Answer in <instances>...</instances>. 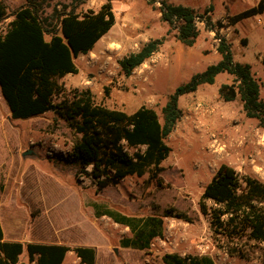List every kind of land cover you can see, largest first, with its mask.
<instances>
[{
	"label": "rangeland",
	"instance_id": "1",
	"mask_svg": "<svg viewBox=\"0 0 264 264\" xmlns=\"http://www.w3.org/2000/svg\"><path fill=\"white\" fill-rule=\"evenodd\" d=\"M2 1L9 13L27 3L33 4L42 19H51L54 10L63 12L64 7L65 11L75 8L76 13L97 12L105 3ZM148 1H111L114 25L92 55L75 60L78 73L59 81L64 91L55 98L56 103L71 98L75 91L89 90L97 105L128 114L145 107L160 115L161 107L176 87L220 59L216 34L229 44L234 61L250 65L264 101V14L231 26L226 22L227 16L252 7L259 0H159L174 5L183 3L201 17L196 22L198 36L191 47L177 40L178 23L170 26L163 22L160 6L149 5ZM209 7L212 10L206 13ZM10 21L7 18L0 27L4 30ZM217 21L222 27H218ZM161 38L164 41L158 51L125 77L118 61L148 41ZM232 81L231 75L219 74L214 84L203 85L179 100L181 117L166 139L171 151L160 165L159 185L146 173L141 177L128 176L116 185L98 190L77 164L66 161L80 135L57 114L50 111L28 119H11L0 113V214L6 234L15 233L23 240L21 232L11 229L13 208L8 204L15 203L22 211L31 212L32 220L44 215L38 229L34 226L36 234L46 237L47 242L96 247L97 264H109L105 260V240L109 249L107 260L121 264L116 261L114 249L119 248L121 237L130 236L129 230L106 216L97 217L93 205L139 217L162 215L172 208L187 214L193 222L166 218L162 242H152L151 250L139 258L142 263L150 259V264H158L162 254H177L207 255L214 264H264V243L214 239L198 208L204 186L221 164L264 184V130L257 120L245 116L239 100L224 102L218 95L219 86ZM18 218L23 220L20 215ZM197 245L206 246L205 250H198ZM135 253L128 255H136L138 262V251ZM134 260L131 262L135 263ZM20 261L34 264L28 263L26 252Z\"/></svg>",
	"mask_w": 264,
	"mask_h": 264
},
{
	"label": "trees",
	"instance_id": "2",
	"mask_svg": "<svg viewBox=\"0 0 264 264\" xmlns=\"http://www.w3.org/2000/svg\"><path fill=\"white\" fill-rule=\"evenodd\" d=\"M72 1L76 4L81 0ZM111 1L105 0L97 12L76 13L75 8L65 11L64 7L63 12L54 10L51 19H42L33 4L27 3L9 13L0 0V26L11 18L4 30L0 27V94L11 119H28L51 111L67 122L80 137L72 144L66 161L77 164L78 170L91 178L98 190L116 185L128 176L141 177L146 173L159 185L160 165L171 151L166 139L181 117L180 97L196 92L200 86L214 84L219 74L233 77L230 84L219 86L220 99L224 102L239 100L245 116L257 120L264 130L260 84L249 64L233 60L229 44L217 34L216 51L220 59L176 87L161 107L160 115L145 107L128 114L97 105L89 90L75 91L71 98H62L56 103L55 98L64 91L59 81L78 73L75 60L88 54L114 25ZM148 4H153V0ZM211 10L209 7L205 12ZM160 13L161 20L168 25L178 23L177 40L191 47L198 36L196 18L201 17L188 7L164 1ZM262 14L264 0H259L256 5L227 16L226 22L231 26ZM216 23L222 27L221 22ZM163 41V38L150 40L137 52L120 59L118 65L122 74L129 77L158 51ZM261 64L264 66V53ZM93 207L97 217L106 216L129 230L130 236L119 241L122 248L148 249L154 239L162 237L164 218L192 223L187 214L172 208L162 215L139 217L100 209L98 205ZM198 208L214 239L264 243V184L255 177L239 175L232 167L221 164L204 186ZM70 251L79 259L78 264L95 263V251L91 247L4 241L0 226V264H27L20 261L24 252L28 263L63 264ZM162 262L214 264L207 255L165 254Z\"/></svg>",
	"mask_w": 264,
	"mask_h": 264
},
{
	"label": "crops",
	"instance_id": "3",
	"mask_svg": "<svg viewBox=\"0 0 264 264\" xmlns=\"http://www.w3.org/2000/svg\"><path fill=\"white\" fill-rule=\"evenodd\" d=\"M174 5V4H173ZM176 5H182V6H185V7H188V8H190V9H192L193 10V8L192 7H189V6H187V5H184L183 3H178V4H176ZM112 11H113V9H112ZM250 19V18H249ZM240 23V22H239ZM112 28V27H111ZM111 30V29H110ZM109 32V31H108ZM107 32V33H108ZM106 33V34H107ZM105 34V35H106ZM104 35V36H105ZM103 36V37H104ZM103 37L102 38H100L97 42H96V44L94 45V47H93V49L88 53V54H90V55H92V53L96 50V48H97V44H99L100 42H101V40H103ZM138 51V49L137 50H135L134 52H137ZM134 52H132V53H134ZM131 54V53H130ZM87 55V54H86ZM81 56H85V55H81ZM68 76V75H67ZM201 87V86H200ZM199 87V88H200ZM184 96H187V95H184ZM183 97V96H182ZM182 97H180V99L182 98ZM179 99V100H180ZM2 112L4 113V114H7V117L9 116L10 117V114H9V110H8V107H7V105H6V103H5V101L3 100V98H0V113L2 114ZM40 116V115H39ZM35 117H37V116H35ZM8 206H9V208H13L12 209V217L10 218V222H11V229L12 230H14V231H19V232H21L22 233V237H23V240L21 239V238H17V236H15L14 234L15 233H11V235L9 236V235H7L6 234V231H5V226H2V224H1V221H2V218H1V214H0V226H1V229H2V233H3V240L4 241H9V242H21V243H23V244H25V243H45V244H60V245H65V246H68V247H70V248H74V247H78L77 245H72V244H67V243H65V242H47L46 241V237H44V236H42V235H37L36 234V227L38 226H40V224L38 223L40 220H41V217H43L44 215H38V217L37 218H33V220L32 219H30V215H31V212H25V211H22L21 209H20V207H18L17 205H15V203H9L8 204ZM3 207V206H2ZM1 208V207H0ZM0 213H2V211H1V209H0ZM94 214H95V212H94ZM18 215H20V216H22V218H23V220L22 219H19L18 218ZM102 217V216H101ZM26 218V219H25ZM25 219V220H24ZM45 219H42V221H44ZM165 222H166V218H164V225H165ZM192 222H193V220H192ZM188 223V222H187ZM36 224V227L34 226ZM37 224H39V225H37ZM116 224V223H115ZM116 225H119V224H116ZM164 225H163V232H164ZM122 226V225H121ZM38 227H37V229H38ZM35 234L37 235V236H35ZM164 234V233H163ZM21 236H19V237H21ZM123 237H121L120 239H122ZM119 239V240H120ZM189 239L191 240V238L189 237ZM155 240H162V238H156V239H154L153 241H155ZM174 240V239H173ZM183 240H185V238H183ZM152 241V242H153ZM164 241V240H163ZM104 242H105V260H106V262L108 261L109 262V264H116L113 260H111L110 259V261L109 260H107V258L109 257V255L107 254V252H109L108 250V246L106 245V241L104 240ZM162 242V241H161ZM163 243H165V241L163 242ZM152 247V243H151V245H150V247L148 248V249H144V250H136V249H131V248H122V247H120L119 246V248L118 249H114V252H115V256H116V261L117 260H119V262L121 263V264H150L149 262H150V259H145V260H143V262L144 263H142L141 261L142 260H140L139 258H141V255L145 252V251H150L151 248ZM197 247H199V245H197L196 246V248ZM91 248H93L94 249V251H95V263L94 264H97L98 263V256H97V252H96V247H91ZM136 251H138V262H137V259H136V255L134 256V257H130V255H128L129 253H134V254H136L135 252ZM126 253H127V255H126ZM159 253V252H158ZM156 254V253H155ZM161 255V254H160ZM165 254H162L158 259L160 260V262L158 263V264H164L163 262H162V257L164 256ZM128 256V257H127ZM180 256V255H179ZM152 258H154L153 256H152ZM132 259H135L134 260V262L135 263H132L131 262V260ZM140 260V261H139ZM79 263V259L78 258H76L73 254H72V252L70 251V252H68L67 254H66V257H65V259H64V261H63V264H78Z\"/></svg>",
	"mask_w": 264,
	"mask_h": 264
},
{
	"label": "built area",
	"instance_id": "4",
	"mask_svg": "<svg viewBox=\"0 0 264 264\" xmlns=\"http://www.w3.org/2000/svg\"><path fill=\"white\" fill-rule=\"evenodd\" d=\"M153 3L157 6H160L161 7V2H159V0H153ZM199 19L196 18V22L198 21ZM196 24V23H195ZM205 247L204 245H199V247H197L198 250H205Z\"/></svg>",
	"mask_w": 264,
	"mask_h": 264
},
{
	"label": "water",
	"instance_id": "5",
	"mask_svg": "<svg viewBox=\"0 0 264 264\" xmlns=\"http://www.w3.org/2000/svg\"><path fill=\"white\" fill-rule=\"evenodd\" d=\"M28 153L30 154V152H28ZM28 153H25V155L28 154Z\"/></svg>",
	"mask_w": 264,
	"mask_h": 264
}]
</instances>
